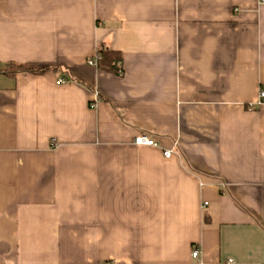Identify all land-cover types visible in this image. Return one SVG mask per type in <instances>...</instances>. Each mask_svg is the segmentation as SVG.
Segmentation results:
<instances>
[{"label":"crops","instance_id":"obj_1","mask_svg":"<svg viewBox=\"0 0 264 264\" xmlns=\"http://www.w3.org/2000/svg\"><path fill=\"white\" fill-rule=\"evenodd\" d=\"M263 91L260 0H0V264H264Z\"/></svg>","mask_w":264,"mask_h":264},{"label":"trees","instance_id":"obj_2","mask_svg":"<svg viewBox=\"0 0 264 264\" xmlns=\"http://www.w3.org/2000/svg\"><path fill=\"white\" fill-rule=\"evenodd\" d=\"M96 59V68L99 71H103L109 74H115L118 75V64H122L123 62V54L119 51L116 50H111V49H101L97 51L96 56L94 57ZM46 71H58L55 68H50V69H45V70H31V69H26L23 67L16 66L14 64H9L8 65V70L7 72L9 75L14 76L17 73H33V74H42L45 73ZM69 81H75L79 84H83L80 81H77L73 79L71 76L68 79ZM84 85V84H83Z\"/></svg>","mask_w":264,"mask_h":264},{"label":"built area","instance_id":"obj_3","mask_svg":"<svg viewBox=\"0 0 264 264\" xmlns=\"http://www.w3.org/2000/svg\"><path fill=\"white\" fill-rule=\"evenodd\" d=\"M260 1L262 3H264V0H260ZM89 64L91 66L96 67V64H97L96 59L93 58V59L89 60ZM118 72H119V74H122V72H123L122 64H118ZM64 82L65 81L63 79L60 80V83H64ZM260 98H261L262 103H264V91L261 92ZM99 101H100L99 93L94 92V102L91 103V107L95 108L97 106V104L99 103ZM133 143L135 146H138V147H158V143H157L156 139L149 133H143V134L138 135L137 137L134 138ZM163 154H164L165 158H171L173 156V152L171 150H166V151H164ZM198 256H199V252H198V250H196L193 253V257L198 258Z\"/></svg>","mask_w":264,"mask_h":264}]
</instances>
